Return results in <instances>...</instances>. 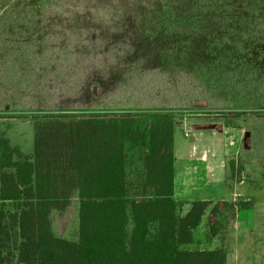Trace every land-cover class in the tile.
Listing matches in <instances>:
<instances>
[{"label": "trees", "instance_id": "trees-1", "mask_svg": "<svg viewBox=\"0 0 264 264\" xmlns=\"http://www.w3.org/2000/svg\"><path fill=\"white\" fill-rule=\"evenodd\" d=\"M145 7L124 13L119 56L101 58L81 35L55 32L71 31L75 20L83 26L91 18L84 7L0 0L1 84L18 80L50 109L33 115L30 155L0 132V264H225L222 246L185 245L205 214L210 240L249 200H193L184 212L173 196L172 114L93 110L110 93L138 91L153 70L186 74L231 108L264 109V0ZM61 45L78 53L53 58ZM229 167L231 176L241 168L234 160Z\"/></svg>", "mask_w": 264, "mask_h": 264}, {"label": "rangeland", "instance_id": "rangeland-1", "mask_svg": "<svg viewBox=\"0 0 264 264\" xmlns=\"http://www.w3.org/2000/svg\"><path fill=\"white\" fill-rule=\"evenodd\" d=\"M35 1L43 8L57 6L59 10V8L73 7L76 12L78 7H84L82 9L90 12L91 18L80 22V25L84 27L77 26L75 20V25H72L74 28H70L71 31L63 33L62 25H58L55 32L63 38L67 37L66 34L68 33H70L71 38L81 35L85 45L87 44L86 48L95 49L94 57L101 58L104 57L105 51H108L107 55L112 57L117 56V54L119 56L122 51L124 37L120 38L115 35L125 29L122 22L124 13L136 12L140 5L146 6L145 9L150 10L159 3H167V0ZM85 26L87 29H84ZM67 43L66 41L64 45ZM105 47H108L107 50ZM72 52L78 53V51L73 50L68 52V49L61 45L53 58L68 57ZM74 69L73 66H69L65 73L74 74ZM153 71L143 75L141 83L136 85L139 87L138 91L120 89L115 94L114 92L110 93V97L98 100V104L103 105L104 108L91 109L99 112L117 111L113 107L119 106L118 109L133 112L142 109V111H150L151 109L168 111L172 114L176 125L175 144L178 155L185 152L184 143L195 140L196 131L194 130L189 129V136L184 135V131L190 126L205 125L218 131L221 130V132L216 131V134H213L211 130L203 131L200 142L206 146L209 154L212 151L213 156L209 158L219 179L227 173L231 188L234 186L238 191L242 189L246 195V197L242 196L239 199H247L250 202L247 207L237 211L235 227L230 232L231 238L228 239V249L232 250L228 264H260L262 259L264 262V109L238 110L231 108L223 95L209 93L203 85L186 74ZM127 73L126 71V75ZM2 82L0 80V117L2 118L0 119L4 132L12 146L16 149L19 146L22 150L19 153L25 156L33 148L35 124L33 115L47 112L50 109L40 106L42 105L39 103L40 100L30 94L31 90L28 92L19 90L18 80L10 86H4L1 84ZM139 100L141 101L140 105L138 104ZM150 105L157 106L152 108ZM223 128L226 129L222 132ZM237 138L238 147L236 146ZM224 150L227 152L225 153ZM224 159L228 172L227 169L225 171L221 167ZM231 160L236 162L237 167H241L234 176H231L229 167ZM240 181L243 182L239 184ZM71 214L72 209L68 208L65 213L60 215V225H64ZM202 222L206 224V217ZM230 226L231 224L228 226V230ZM199 227L194 229L193 236L195 233L196 239L202 240L206 233L200 232L199 234V230L202 229ZM201 245L205 244L202 243ZM197 246L196 241L185 245L186 248Z\"/></svg>", "mask_w": 264, "mask_h": 264}, {"label": "crops", "instance_id": "crops-1", "mask_svg": "<svg viewBox=\"0 0 264 264\" xmlns=\"http://www.w3.org/2000/svg\"><path fill=\"white\" fill-rule=\"evenodd\" d=\"M2 119V118H1ZM0 119V132L1 134L8 139L9 143L11 142L9 138L6 136L4 132V128L2 125V120ZM21 119V118H20ZM6 124V123H5ZM176 126V125H175ZM175 126L173 131V155H174V161H173V169H174V191L173 196L175 199L185 202L183 206V211H187L189 204L188 202L193 200H204V201H211L216 202L220 200H228V201H234L236 199L246 197L245 193H243L242 189H239V191L233 186L231 188L230 184V178L225 174L224 177L219 179V176L216 174V169L212 165V162L209 157L213 156L212 151H209L206 149V146H204L200 141L202 140L203 131L205 130H211L213 134H216L217 132H221V130H215L213 128H210L205 125H192L190 128H187L184 131L185 136H189L188 130H194L196 131L195 140H192L190 142L184 143L185 152H182L183 154H177V148L175 144ZM226 128L222 129V132ZM238 135V133H236ZM235 134V135H236ZM236 135V136H237ZM236 139V146L237 144ZM233 142V140H232ZM230 141V144H232ZM12 146V143H10ZM16 145V144H14ZM18 146V145H17ZM238 147V146H237ZM236 148V147H235ZM18 150L21 153L22 150L18 146ZM33 150V148H32ZM227 150V149H226ZM224 150L226 153L227 151ZM31 152H27L28 155H30ZM212 153V154H211ZM224 153V156H225ZM221 167L225 169V159L222 161ZM228 172V169H227ZM243 181H240L239 184H241ZM247 200V199H246ZM238 212L235 215L234 220L231 222V226L229 228V231H227L221 235H216L212 237L210 240L207 238V232H206V224L203 223V219L206 217V214L202 217V220L200 224L198 225L199 228H202L199 230L200 232H203L205 234L204 239L197 240L196 235L194 233V241L198 243L199 248H216V247H224L227 251L226 254V261L225 264H228L230 260V249H228V239L231 238L230 232H232L233 228L235 227V221L237 218ZM202 224V225H201ZM215 242H218V244H215ZM205 245H201V244ZM11 264H18L15 260ZM260 264H264L263 259L260 260Z\"/></svg>", "mask_w": 264, "mask_h": 264}]
</instances>
